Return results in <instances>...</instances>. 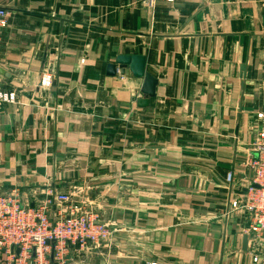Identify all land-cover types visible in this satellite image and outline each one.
Returning <instances> with one entry per match:
<instances>
[{
	"label": "crops",
	"instance_id": "crops-1",
	"mask_svg": "<svg viewBox=\"0 0 264 264\" xmlns=\"http://www.w3.org/2000/svg\"><path fill=\"white\" fill-rule=\"evenodd\" d=\"M0 7V89L16 95L0 99V195L81 190L113 237L71 245L69 264H256L251 218L231 201L252 181L264 112V0ZM120 55L144 56L158 80L147 107L142 78L107 74Z\"/></svg>",
	"mask_w": 264,
	"mask_h": 264
},
{
	"label": "built area",
	"instance_id": "built-area-1",
	"mask_svg": "<svg viewBox=\"0 0 264 264\" xmlns=\"http://www.w3.org/2000/svg\"><path fill=\"white\" fill-rule=\"evenodd\" d=\"M8 25V12L0 7V37ZM42 84L50 86L52 78L46 76ZM0 99L14 102L16 95L0 89ZM256 121L254 153L245 162L253 178L245 194L231 201V209L250 216L246 232L253 236L252 259L264 264V112L256 114ZM227 181H234L233 173L228 174ZM45 195L34 204H24L18 191L0 195V264H69L71 245H100L112 235L97 214L72 201L73 194L49 190ZM57 204L60 214L53 218L52 209Z\"/></svg>",
	"mask_w": 264,
	"mask_h": 264
},
{
	"label": "water",
	"instance_id": "water-1",
	"mask_svg": "<svg viewBox=\"0 0 264 264\" xmlns=\"http://www.w3.org/2000/svg\"><path fill=\"white\" fill-rule=\"evenodd\" d=\"M119 69H129L133 76L142 78L144 80L142 87L144 98L140 99L138 104L140 107H147L150 98L154 97L156 94L158 80L146 71V58L140 55H120L116 59L115 64L108 65L107 74L110 76H115ZM248 238V235L244 236V250L247 249Z\"/></svg>",
	"mask_w": 264,
	"mask_h": 264
},
{
	"label": "rangeland",
	"instance_id": "rangeland-1",
	"mask_svg": "<svg viewBox=\"0 0 264 264\" xmlns=\"http://www.w3.org/2000/svg\"><path fill=\"white\" fill-rule=\"evenodd\" d=\"M48 191H49V190H48ZM48 191L46 190V192L43 193L44 196H46L45 194H46ZM80 191H81V190H77L76 192L72 193L73 196H72L71 198H72V201H75V203H76V202L78 203L77 198H78L79 195H81V194L79 193ZM41 198H42V197H41ZM25 204H26V203H25ZM82 206H83V209L86 208V210H88L87 207H85L84 204H83ZM87 206H88V205H87ZM91 210H92V209H91ZM91 210H88V211H91ZM92 212H93V211H92ZM93 213L97 214V212H93ZM97 215H98V214H97ZM101 223H102V222H101ZM108 227H109V229L111 230V228H110L109 225H108ZM111 232H112V230H111ZM112 237H113V232H112V235L110 236V238H109L108 240H110Z\"/></svg>",
	"mask_w": 264,
	"mask_h": 264
}]
</instances>
